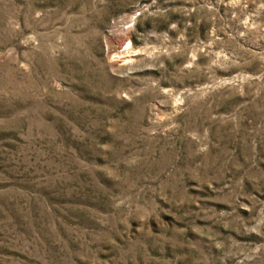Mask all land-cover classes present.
I'll use <instances>...</instances> for the list:
<instances>
[{"label":"rangeland","instance_id":"rangeland-1","mask_svg":"<svg viewBox=\"0 0 264 264\" xmlns=\"http://www.w3.org/2000/svg\"><path fill=\"white\" fill-rule=\"evenodd\" d=\"M0 264H264V0H0Z\"/></svg>","mask_w":264,"mask_h":264},{"label":"bare ground","instance_id":"bare-ground-1","mask_svg":"<svg viewBox=\"0 0 264 264\" xmlns=\"http://www.w3.org/2000/svg\"><path fill=\"white\" fill-rule=\"evenodd\" d=\"M125 33V32H124ZM126 39V38H125ZM129 46V42L127 41L126 44H125V49L128 48ZM127 51V50H126Z\"/></svg>","mask_w":264,"mask_h":264},{"label":"water","instance_id":"water-1","mask_svg":"<svg viewBox=\"0 0 264 264\" xmlns=\"http://www.w3.org/2000/svg\"><path fill=\"white\" fill-rule=\"evenodd\" d=\"M124 50V47H121V51H123ZM125 51V50H124Z\"/></svg>","mask_w":264,"mask_h":264}]
</instances>
